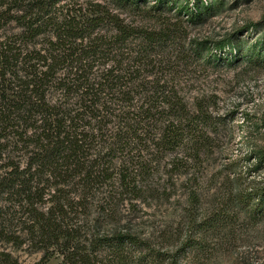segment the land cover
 I'll use <instances>...</instances> for the list:
<instances>
[{
	"label": "trees",
	"instance_id": "trees-1",
	"mask_svg": "<svg viewBox=\"0 0 264 264\" xmlns=\"http://www.w3.org/2000/svg\"><path fill=\"white\" fill-rule=\"evenodd\" d=\"M110 2L0 0V264H21L7 245L39 253L29 264H199L206 243L235 238L239 213L264 224V176L248 181L264 146L247 137L202 213L206 168L236 119L182 83L193 65L264 62V48L246 56L237 32L190 38L214 0ZM144 7L154 23L119 13ZM181 198L175 228L147 219Z\"/></svg>",
	"mask_w": 264,
	"mask_h": 264
},
{
	"label": "rangeland",
	"instance_id": "rangeland-1",
	"mask_svg": "<svg viewBox=\"0 0 264 264\" xmlns=\"http://www.w3.org/2000/svg\"><path fill=\"white\" fill-rule=\"evenodd\" d=\"M111 3L110 0H95ZM148 7L154 0H148ZM209 1V0H206ZM218 8L207 15L205 22L196 26H187L186 32L190 38L219 39L226 34L237 32L243 45V53L248 56L255 40L257 48H264V0H214ZM142 11H119L126 21L136 24L149 25L154 23L155 17ZM256 25L246 28L250 24ZM250 56V55H249ZM248 56V57H249ZM188 68V67H186ZM185 72L182 83H186L193 94H212L217 98L219 112H234L232 121L233 138L226 136L222 139L221 149L213 156L206 168L204 177L208 187L209 199L202 205V213L215 208L214 194L221 187V177L215 179L213 172L221 169L225 163L244 157L248 151L243 145V139L250 138L253 147L264 146V62L241 61L235 65L227 64L218 67L191 66ZM251 163V162H250ZM250 163L243 162L241 171L250 167ZM251 173V172H250ZM222 176V175H221ZM264 176V169L252 172L249 180L258 181ZM221 198V196H219ZM185 200L181 198L164 201L156 209L147 210L145 214L149 221L171 223L175 228L185 208ZM205 212V213H206ZM150 227V226H149ZM235 238L219 242L215 248L206 243L198 251L199 264H264V224L250 226L246 224V216L239 213L236 221ZM21 264L37 261L40 254L30 251L27 247L6 246ZM195 258V257H194ZM194 259L187 260L193 264ZM53 262V261H52ZM51 262V264H52Z\"/></svg>",
	"mask_w": 264,
	"mask_h": 264
}]
</instances>
